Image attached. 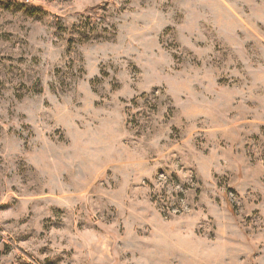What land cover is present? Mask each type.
Here are the masks:
<instances>
[{
	"label": "rangeland",
	"instance_id": "1",
	"mask_svg": "<svg viewBox=\"0 0 264 264\" xmlns=\"http://www.w3.org/2000/svg\"><path fill=\"white\" fill-rule=\"evenodd\" d=\"M0 264H264V0H0Z\"/></svg>",
	"mask_w": 264,
	"mask_h": 264
},
{
	"label": "trees",
	"instance_id": "2",
	"mask_svg": "<svg viewBox=\"0 0 264 264\" xmlns=\"http://www.w3.org/2000/svg\"><path fill=\"white\" fill-rule=\"evenodd\" d=\"M96 7H93V8H91L92 10H94Z\"/></svg>",
	"mask_w": 264,
	"mask_h": 264
}]
</instances>
